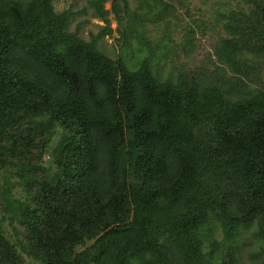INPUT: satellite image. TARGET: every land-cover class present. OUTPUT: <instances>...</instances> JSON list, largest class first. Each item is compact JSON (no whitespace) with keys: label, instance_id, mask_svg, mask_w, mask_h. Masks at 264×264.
Returning <instances> with one entry per match:
<instances>
[{"label":"trees","instance_id":"obj_1","mask_svg":"<svg viewBox=\"0 0 264 264\" xmlns=\"http://www.w3.org/2000/svg\"><path fill=\"white\" fill-rule=\"evenodd\" d=\"M104 1H89L100 18ZM70 17L51 0H0V159L25 158L36 127L71 131L52 173L21 163L27 264H240L243 230L264 264V70L251 61L264 54L262 0L227 19L239 38L216 53L235 77L176 84L154 80L150 55L111 61L96 48L104 32L86 42ZM18 260L0 226V264Z\"/></svg>","mask_w":264,"mask_h":264},{"label":"rangeland","instance_id":"obj_2","mask_svg":"<svg viewBox=\"0 0 264 264\" xmlns=\"http://www.w3.org/2000/svg\"><path fill=\"white\" fill-rule=\"evenodd\" d=\"M89 1L91 0H51V4L56 13L65 10L70 12L68 29L70 32L76 31L80 39L90 42L97 34L104 32V35L96 39V48L111 61L121 60L131 68L140 61L139 58L150 55V71L159 84H176L182 75L201 77L202 71L216 78H225L224 74L221 76V72H217L218 68L223 69L227 78L236 76L230 71V67L219 61L216 52L226 49L228 41L239 38L233 31H228L227 19L240 15L242 8L246 6V0H117L116 8H113V0H105L100 8L104 12V18L97 16V11L89 5ZM262 2L264 5V0ZM236 36L237 38H233ZM259 39L261 37L257 41ZM141 45H146L147 50L139 51ZM251 57L253 63H261L257 69L261 67L264 70V54ZM46 115L45 121L52 118ZM69 126L49 124L44 128L43 125L36 127L31 141L33 146H28L27 151L22 150L16 155L25 158L18 159L7 154L0 159V226L19 256L17 264H27L30 259L24 246L25 223L33 216L28 212L19 211L14 214L13 211L17 203L34 204L26 185L27 180L24 179L26 168L21 163L28 161L32 165L31 172L37 179H42L44 172L52 173L58 154L70 145L65 137L66 130L71 133L66 128ZM41 135L45 138L40 137ZM44 147L48 148L42 152ZM88 151L90 153V148ZM97 168L100 170V166ZM31 186L38 188L39 184L33 181ZM134 190L136 184L129 192ZM216 238L221 239L222 233L218 232ZM241 238L243 241L238 247L240 264H252L256 261L255 255L252 257L250 252L249 241L252 236L243 230ZM92 241L93 239L78 247V251L86 248ZM40 263L39 260L32 262Z\"/></svg>","mask_w":264,"mask_h":264}]
</instances>
